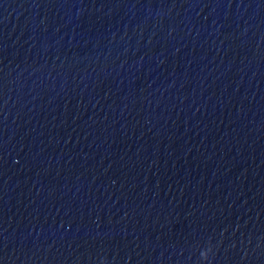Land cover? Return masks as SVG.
Wrapping results in <instances>:
<instances>
[{
    "label": "water",
    "instance_id": "95a60500",
    "mask_svg": "<svg viewBox=\"0 0 264 264\" xmlns=\"http://www.w3.org/2000/svg\"><path fill=\"white\" fill-rule=\"evenodd\" d=\"M0 264H264V0H0Z\"/></svg>",
    "mask_w": 264,
    "mask_h": 264
}]
</instances>
